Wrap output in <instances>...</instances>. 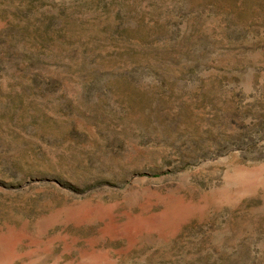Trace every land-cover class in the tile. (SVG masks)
I'll return each mask as SVG.
<instances>
[{"label":"rangeland","instance_id":"374dc122","mask_svg":"<svg viewBox=\"0 0 264 264\" xmlns=\"http://www.w3.org/2000/svg\"><path fill=\"white\" fill-rule=\"evenodd\" d=\"M0 264H264V0H0Z\"/></svg>","mask_w":264,"mask_h":264}]
</instances>
